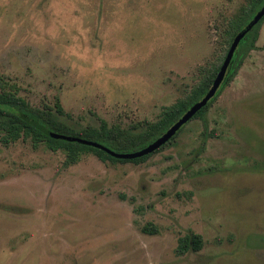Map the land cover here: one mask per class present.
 <instances>
[{"label":"rangeland","instance_id":"obj_1","mask_svg":"<svg viewBox=\"0 0 264 264\" xmlns=\"http://www.w3.org/2000/svg\"><path fill=\"white\" fill-rule=\"evenodd\" d=\"M247 3L0 0V76L77 128L154 122L223 64ZM219 89L139 163L0 142V264H264V20Z\"/></svg>","mask_w":264,"mask_h":264},{"label":"trees","instance_id":"obj_2","mask_svg":"<svg viewBox=\"0 0 264 264\" xmlns=\"http://www.w3.org/2000/svg\"><path fill=\"white\" fill-rule=\"evenodd\" d=\"M263 5L264 0H248L246 7L243 8V12L238 16L239 23L233 28L230 42L234 40L238 32L248 24ZM263 20L264 17L240 42L222 84L230 82L236 76L244 63L246 55L255 48L257 31ZM221 66L213 70L202 83L193 89L188 97L180 99L176 103L165 107L162 116L157 121L145 120L129 128H122L119 125L110 126L104 119H100V123L97 126L88 125L86 127L77 128L61 118V116L70 118L71 116L65 111L59 98H57L54 106L49 104H43V106L33 105L25 97L20 95L21 87L16 82H11L4 76H0V142L6 146L21 139L31 140L34 146L42 143L49 150H62L66 154L65 163L67 165L77 163L82 154L88 152H93L103 161H132L136 163L145 161L151 155L169 144L176 137L178 132L168 143L149 155L134 159H120L112 156L105 150L79 143L76 140L68 141L53 138L45 134L28 119L36 121L38 125L44 126L55 133L98 142L117 152H128L130 149L138 150L147 146L167 131L195 102L201 100L206 95L216 79ZM219 91L220 89L192 120L196 118L204 119L211 103L214 101ZM143 231L148 232L151 230H148L146 226L143 228ZM202 247L203 236L200 234H191L180 239L177 253L184 254L189 250L199 251Z\"/></svg>","mask_w":264,"mask_h":264},{"label":"water","instance_id":"obj_3","mask_svg":"<svg viewBox=\"0 0 264 264\" xmlns=\"http://www.w3.org/2000/svg\"><path fill=\"white\" fill-rule=\"evenodd\" d=\"M264 17V5L256 12V14L254 15V17L248 22V24H246L242 30H240V32H238V34L235 36L230 49L227 53V56L217 74L216 79L214 80L212 86L210 87V89L208 90V92L206 93V95L199 101H197L196 103H194L180 118L179 120H177L167 131H165L162 135H160L158 138H156L154 141H152L151 143H149L147 146L136 150L134 152H128V153H121V152H116L110 148H108L107 146L100 144L98 142H94V141H89V140H84V139H79V138H75V137H70V136H66L63 134H58L55 133L53 131H50L49 129H47L44 126H40L38 125V123L32 119H28L32 124H34L35 126H37L39 129H41L45 134L56 138V139H64V140H68V141H78L79 143L82 144H87L90 146H94L97 148H100L102 150H105L106 152H108L109 154H111L112 156L116 157V158H120V159H134V158H140L146 155H149L153 152H155L156 150H158L159 148H161L163 145H165L166 143H168L175 135L176 133L185 125L187 124L190 120H192V118L204 107L208 104V102L216 95V93L218 92L220 86L222 85L227 70L230 66V63L233 59V56L240 44V42L242 41V39L253 29V27L255 25H257L262 18ZM25 117V116H24Z\"/></svg>","mask_w":264,"mask_h":264}]
</instances>
